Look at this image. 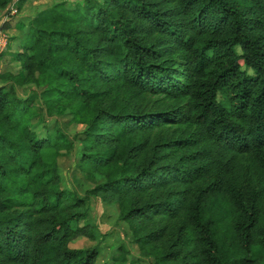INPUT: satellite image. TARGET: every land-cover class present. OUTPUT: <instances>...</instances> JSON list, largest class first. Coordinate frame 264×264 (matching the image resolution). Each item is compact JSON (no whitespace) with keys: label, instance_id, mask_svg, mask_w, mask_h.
<instances>
[{"label":"trees","instance_id":"trees-1","mask_svg":"<svg viewBox=\"0 0 264 264\" xmlns=\"http://www.w3.org/2000/svg\"><path fill=\"white\" fill-rule=\"evenodd\" d=\"M21 19L20 74L0 82V264H95V196L152 264H262L264 0L61 1ZM37 103L85 129L64 138ZM75 142L85 198L56 161Z\"/></svg>","mask_w":264,"mask_h":264},{"label":"rangeland","instance_id":"rangeland-1","mask_svg":"<svg viewBox=\"0 0 264 264\" xmlns=\"http://www.w3.org/2000/svg\"><path fill=\"white\" fill-rule=\"evenodd\" d=\"M65 1L72 3L75 0H25L21 9L13 17H10L4 23L0 21V28L5 31L9 38L7 49L0 54V82H4L7 76L20 74V65L15 60L14 54L20 51L19 32L15 26L18 19L26 20L34 10V7L45 6L55 2ZM20 22H23L21 21ZM5 53V55H3ZM7 86L11 81L6 79ZM37 89L28 83L17 84L15 86L16 95L20 98L31 94ZM35 113L49 122L47 126L58 127L61 134L69 140H73L76 134L81 133L85 126L77 124L72 120L66 109L57 108V112L48 115L45 108L40 103L34 105ZM80 146L75 142L74 149L68 153H63L56 158L59 174L61 175V187L70 192L76 193L80 198L86 197V192L91 190L95 184L89 182L85 175L79 171L77 162L79 160ZM46 157L49 160L54 156L51 154ZM117 201L116 197L112 199ZM87 206L90 212V223L93 225V231L96 236L99 248V256L95 264H152L151 258L143 257L138 245L132 237V230L128 223L121 220L120 208L113 202L104 201L98 196L90 197L87 200ZM97 245L95 241L81 238L72 244L73 247L81 249ZM162 248V245H160ZM159 247V244L157 245ZM258 252V249L255 250ZM155 264V263H153ZM264 264V262L262 263Z\"/></svg>","mask_w":264,"mask_h":264},{"label":"built area","instance_id":"built-area-1","mask_svg":"<svg viewBox=\"0 0 264 264\" xmlns=\"http://www.w3.org/2000/svg\"><path fill=\"white\" fill-rule=\"evenodd\" d=\"M17 0H15L9 7H8V11L7 13L4 12L3 13V17L1 19V22L3 20V22L5 23L7 19H9L10 16H14V14L17 13V10L15 8V3ZM9 44V38L7 36V34L5 33V31H3V29L0 28V54H2L8 47Z\"/></svg>","mask_w":264,"mask_h":264},{"label":"crops","instance_id":"crops-1","mask_svg":"<svg viewBox=\"0 0 264 264\" xmlns=\"http://www.w3.org/2000/svg\"><path fill=\"white\" fill-rule=\"evenodd\" d=\"M1 18H2V16H1ZM3 55H5V53Z\"/></svg>","mask_w":264,"mask_h":264}]
</instances>
